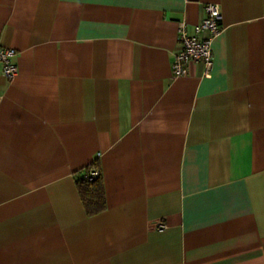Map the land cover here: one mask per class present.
Here are the masks:
<instances>
[{"label":"crops","instance_id":"1","mask_svg":"<svg viewBox=\"0 0 264 264\" xmlns=\"http://www.w3.org/2000/svg\"><path fill=\"white\" fill-rule=\"evenodd\" d=\"M208 2L212 68L174 76ZM0 46V264H264V0H0Z\"/></svg>","mask_w":264,"mask_h":264},{"label":"built area","instance_id":"2","mask_svg":"<svg viewBox=\"0 0 264 264\" xmlns=\"http://www.w3.org/2000/svg\"><path fill=\"white\" fill-rule=\"evenodd\" d=\"M206 16L194 26L195 34L189 33L186 22L178 23L177 38L181 43V49L176 53L171 64L174 76L184 75L186 65L190 61H203L204 73H208L212 68V43L214 37L221 29L220 6L218 3L208 2L205 4ZM206 33L205 37L199 35ZM16 54L12 47L0 46V63L2 64V74L7 79H12L18 72V67L11 61ZM99 175L98 170L91 173V178Z\"/></svg>","mask_w":264,"mask_h":264},{"label":"trees","instance_id":"3","mask_svg":"<svg viewBox=\"0 0 264 264\" xmlns=\"http://www.w3.org/2000/svg\"><path fill=\"white\" fill-rule=\"evenodd\" d=\"M94 170H98L99 175L91 178ZM78 173L75 175V182L86 214L92 216L105 210L107 204L98 159L86 165Z\"/></svg>","mask_w":264,"mask_h":264}]
</instances>
